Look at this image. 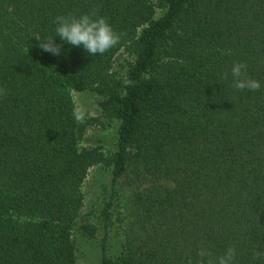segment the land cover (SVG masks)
Returning a JSON list of instances; mask_svg holds the SVG:
<instances>
[{
	"label": "trees",
	"instance_id": "trees-1",
	"mask_svg": "<svg viewBox=\"0 0 264 264\" xmlns=\"http://www.w3.org/2000/svg\"><path fill=\"white\" fill-rule=\"evenodd\" d=\"M94 6L121 42L93 57L55 37L54 21ZM52 37L59 55L39 47ZM129 43L135 57L113 81ZM236 62L259 91L231 87ZM0 87V264H76L82 187L105 160L101 264H198L199 249L215 260L229 246L235 264H264L253 258L264 254V0H0ZM74 91L119 120L109 158L80 148ZM129 174L133 228L110 253L115 184Z\"/></svg>",
	"mask_w": 264,
	"mask_h": 264
},
{
	"label": "rangeland",
	"instance_id": "rangeland-1",
	"mask_svg": "<svg viewBox=\"0 0 264 264\" xmlns=\"http://www.w3.org/2000/svg\"><path fill=\"white\" fill-rule=\"evenodd\" d=\"M162 10H158L160 15ZM135 57L133 44L125 45L115 56L109 76L113 81H121L129 63ZM77 111L82 113L79 122L83 131L80 141L81 149L99 148L106 157H110L116 147V132L119 120L112 116L104 106V99L90 91L72 93ZM129 174L115 184V208L112 211L113 230L110 235V253L120 254L119 234L132 226V207L136 184ZM84 197L73 239L77 251L76 264H101L100 250L105 237V221L103 208L113 195V176L109 160L96 164L89 169L82 187ZM83 229L84 235L79 231Z\"/></svg>",
	"mask_w": 264,
	"mask_h": 264
},
{
	"label": "clouds",
	"instance_id": "clouds-1",
	"mask_svg": "<svg viewBox=\"0 0 264 264\" xmlns=\"http://www.w3.org/2000/svg\"><path fill=\"white\" fill-rule=\"evenodd\" d=\"M54 23L56 25L55 37L58 36L62 42L74 47H82L93 57L98 54L104 55L121 42V34L112 27L106 17L98 15V8L95 6L90 12L80 15L73 13L57 15ZM55 37L40 40V49L53 55H59L63 45L55 43ZM231 77V87L237 91L245 89L259 91L261 88L258 80L248 76L245 63H234L231 68ZM222 79H228V73L222 74ZM124 83L127 85L129 82L125 81ZM6 95V88L0 87V98ZM73 117L77 122L83 118L82 113L76 111L73 112ZM198 256L201 258L198 264H205V257L208 258L206 264H235L236 250L234 246H229L223 255L213 260L210 251L199 249ZM253 258H264V254L254 252Z\"/></svg>",
	"mask_w": 264,
	"mask_h": 264
}]
</instances>
